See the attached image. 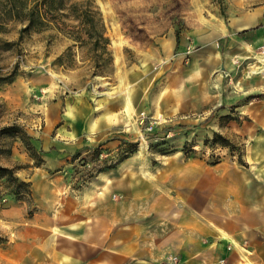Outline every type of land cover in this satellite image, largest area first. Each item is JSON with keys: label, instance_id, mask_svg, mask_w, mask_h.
I'll return each instance as SVG.
<instances>
[{"label": "rangeland", "instance_id": "rangeland-1", "mask_svg": "<svg viewBox=\"0 0 264 264\" xmlns=\"http://www.w3.org/2000/svg\"><path fill=\"white\" fill-rule=\"evenodd\" d=\"M94 1L112 57L102 74H93L87 47L69 49L56 30L20 33L13 19L0 30V165L20 167L26 181L41 149L64 150L65 176L81 188L113 168L125 182L148 177L172 157L242 163L263 136L264 33L224 39L220 29L238 10L264 11V0ZM12 125L33 151L24 134L1 133ZM11 191L0 178V264H20L21 250L7 244L19 229L3 212L17 200ZM21 197L29 215L32 197Z\"/></svg>", "mask_w": 264, "mask_h": 264}, {"label": "crops", "instance_id": "crops-1", "mask_svg": "<svg viewBox=\"0 0 264 264\" xmlns=\"http://www.w3.org/2000/svg\"><path fill=\"white\" fill-rule=\"evenodd\" d=\"M238 11L220 38L264 33L263 10ZM262 131L242 163L172 157L148 177L125 182L113 168L81 188L65 176L66 151L41 149L24 178L31 213L20 200L3 211L19 229L7 244L20 264H264V122Z\"/></svg>", "mask_w": 264, "mask_h": 264}, {"label": "trees", "instance_id": "trees-1", "mask_svg": "<svg viewBox=\"0 0 264 264\" xmlns=\"http://www.w3.org/2000/svg\"><path fill=\"white\" fill-rule=\"evenodd\" d=\"M17 20L22 24L20 33L31 30L53 29L72 40L73 46L87 47L92 53L90 57L93 74L103 73L112 61L108 50L110 39L106 35V27L99 7L94 0H81L70 3L69 0H0V30L7 20ZM243 34V32H242ZM2 80V79H1ZM207 120V119H206ZM165 128L157 132L170 131ZM2 134H24L26 148L33 151L29 136L16 125L4 127ZM214 141L229 147L228 140L219 133H214ZM97 146L93 150H98ZM41 152H43L41 150ZM33 156V155H32ZM35 165L42 162L41 157H34ZM218 162H215L216 164ZM20 167L0 165V178L5 179L12 189L11 194L17 200H23V194L31 196L30 182L17 176Z\"/></svg>", "mask_w": 264, "mask_h": 264}, {"label": "built area", "instance_id": "built-area-1", "mask_svg": "<svg viewBox=\"0 0 264 264\" xmlns=\"http://www.w3.org/2000/svg\"><path fill=\"white\" fill-rule=\"evenodd\" d=\"M176 262H177V259L176 258H172V259H170V260H168V261H166V262H164L162 264H175Z\"/></svg>", "mask_w": 264, "mask_h": 264}]
</instances>
